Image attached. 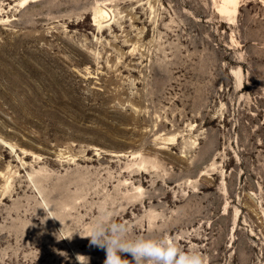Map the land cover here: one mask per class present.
Listing matches in <instances>:
<instances>
[{"label":"rangeland","instance_id":"1","mask_svg":"<svg viewBox=\"0 0 264 264\" xmlns=\"http://www.w3.org/2000/svg\"><path fill=\"white\" fill-rule=\"evenodd\" d=\"M0 139V264H264V0H0Z\"/></svg>","mask_w":264,"mask_h":264},{"label":"clouds","instance_id":"2","mask_svg":"<svg viewBox=\"0 0 264 264\" xmlns=\"http://www.w3.org/2000/svg\"><path fill=\"white\" fill-rule=\"evenodd\" d=\"M107 216L106 212L102 213L86 236L74 233L89 239L90 247L105 251L106 258L103 264H204L198 252H186L172 242L160 244L141 236H134L123 223L106 225ZM126 254L130 255L132 260L123 258ZM80 257L82 256L78 255L77 259L83 264Z\"/></svg>","mask_w":264,"mask_h":264},{"label":"bare ground","instance_id":"3","mask_svg":"<svg viewBox=\"0 0 264 264\" xmlns=\"http://www.w3.org/2000/svg\"><path fill=\"white\" fill-rule=\"evenodd\" d=\"M109 16H110L109 8H107L105 5L102 4L97 7V20H99L100 22H107L111 19V16L110 17ZM5 144L9 146L7 142H5Z\"/></svg>","mask_w":264,"mask_h":264}]
</instances>
